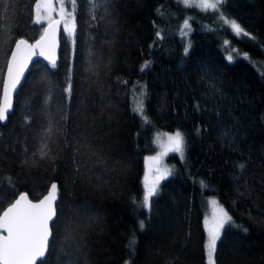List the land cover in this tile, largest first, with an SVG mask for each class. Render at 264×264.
Segmentation results:
<instances>
[{"label":"trees","instance_id":"16d2710c","mask_svg":"<svg viewBox=\"0 0 264 264\" xmlns=\"http://www.w3.org/2000/svg\"><path fill=\"white\" fill-rule=\"evenodd\" d=\"M35 2L0 0V34L36 39ZM74 8L56 66L32 62L0 123V213L23 191L38 200L55 181L47 264H208L203 218L215 196L233 221L215 264H264V0L221 6L250 36L179 0H75ZM13 44L0 45V90ZM138 83L147 123L132 109ZM160 129H179L184 153L165 158L171 174L149 209L144 158Z\"/></svg>","mask_w":264,"mask_h":264},{"label":"snow or ice","instance_id":"6c2138e0","mask_svg":"<svg viewBox=\"0 0 264 264\" xmlns=\"http://www.w3.org/2000/svg\"><path fill=\"white\" fill-rule=\"evenodd\" d=\"M60 3L61 18L64 19L65 31L72 35L74 31V23L70 28L68 26V19L74 20V6L75 0H70L73 5V12L65 13L64 0H58ZM95 7V0H92ZM108 0H105L107 3ZM185 7H196L201 11L208 12L213 11L218 13V19L223 22L230 30L237 36H250L242 26L235 20L229 19L221 11V6L226 3V0H179ZM55 11L52 0H42L35 4V18L39 23L42 19L48 21V26L44 29L43 35L35 44H29L25 39L12 40L11 35L0 34V45L6 43H14L15 48L11 51L10 59L7 61V80L3 83V97L0 100V122L7 120L10 109L12 108V93L16 91L17 85L20 83V79L24 74V70L27 68L29 61L33 56L39 55L47 59L52 67L56 66L55 60V47H56V26L60 24V20H53L51 13ZM95 17L93 16V19ZM190 29L189 19L184 20V25L181 29L182 34L186 35L184 29ZM157 37H160V32L156 33ZM162 38V37H160ZM229 41H225V46L229 45ZM39 49V52L36 51ZM187 52V48L185 49ZM234 54L238 55L236 49H232L226 57L229 62L233 61ZM245 58L247 54H244ZM148 66V62L141 68V71ZM66 92L71 94V84L65 89ZM138 114L142 116L145 123L148 122L143 112L142 101H137L135 109ZM66 118V117H62ZM50 131V130H49ZM163 135L166 136L165 151L160 155H166L168 152L179 153L183 157L184 153V136L177 130L174 134L163 133L157 134V140ZM225 138H228V133H223ZM47 147L45 143L40 153L42 157H46L48 153L44 151ZM149 172L152 170L153 163H159V156L148 157ZM238 167L243 170L244 165L240 164ZM171 174V170L167 168L161 169L156 167L155 175L149 179L148 174L145 175L144 182V196L143 207L149 208L151 206V198L157 195L159 183ZM11 183V181H9ZM202 186L204 182H200ZM57 185L51 184L50 191L43 199L37 203H33L28 199L26 193H20L18 198L11 206L0 215V264H47L46 253H50V237L52 232L49 227V222L53 220L56 215L54 202L57 199ZM213 206L212 223L208 227V239L206 243L207 257L209 264H215L214 255L216 252L217 241L221 238V230L225 224H229L232 221V217L219 206L218 202L213 199L210 201ZM144 221H140V228L143 229ZM246 231V229H245ZM6 233V234H5Z\"/></svg>","mask_w":264,"mask_h":264},{"label":"rangeland","instance_id":"374dc122","mask_svg":"<svg viewBox=\"0 0 264 264\" xmlns=\"http://www.w3.org/2000/svg\"><path fill=\"white\" fill-rule=\"evenodd\" d=\"M38 2H42V0H36L35 4L38 3ZM52 3H53V7L55 8V11H53L51 13L52 18L54 16H58V17L61 18L60 3L58 2V0H52ZM64 8H65V13L73 12V6L68 3V0H64ZM73 15H74V13H73ZM65 18L68 19V26L71 28L73 23H74V20L72 18H69V17H65ZM34 20L36 21V18H35V5H34ZM61 20H62V29H63V31H65L64 19L61 18ZM45 22H47V20L46 19H42L39 23L44 24ZM65 33H67V32L65 31ZM72 35H73V33H72ZM72 35H69V36L72 38ZM136 85H137V88L132 93V109L133 110L135 109L137 101H142V98L144 97V86L142 87L141 83H138ZM142 103H143V101H142ZM143 112H144V106H143ZM177 130H179V129H176V130H163V129H160V130H157V131H155L153 133V137H152V141L151 142L155 145L156 150L154 152L150 153V154H147L145 156V158H144V172H143V180H142L143 181V185H144V182H145L146 173L148 174L149 179H151L156 173V167L157 166L160 167L161 169H163V168L170 169L169 166L167 164H165L164 160L167 157V155H169L171 153H175V152H168L166 155H160L162 152L165 151V143H166V139L167 138H166V136L161 135L159 137V140H157V134L158 133H160V134H163V133L174 134ZM176 154H178L181 157V155L179 153H176ZM156 156H159V163L158 164L153 163L152 170H151V172H149V163L150 162L147 160V158L148 157H156ZM144 192H145V188H144ZM213 199H215L218 202V200L216 199L215 196H210V197H207V199H206V210H205V214H204V218H203V225H204V229H205V232H206L205 249H206V243H207V239H208V231L207 230H208V227L212 223L213 206L211 205L210 201L213 200ZM218 204H219L220 207L223 208V206L219 202H218ZM206 258H207V263L209 264V260H208V257H207V251H206Z\"/></svg>","mask_w":264,"mask_h":264},{"label":"water","instance_id":"95a60500","mask_svg":"<svg viewBox=\"0 0 264 264\" xmlns=\"http://www.w3.org/2000/svg\"><path fill=\"white\" fill-rule=\"evenodd\" d=\"M53 20H60V21H61L60 24L56 26L55 60L57 61V60H58L59 49H60V34H61V31H62L63 29H62V20H61L60 17H58V16H54V17H53ZM47 26H48V21L45 22V23L43 24V26H42V31H41L40 35H39L36 39H34V40H32V41H30V40H28V39H26V38H24V37H20V38H18V39H21V38H22V39L27 40L29 44H35L36 41L39 40L40 36L43 35L44 29H45ZM18 39H17V40H18ZM14 48H15V44L12 45L11 50H10L9 55H8V57H7V60H6V65H5V69H4L3 77H2V82H1L0 100H2V97H3V83H4V81L7 80V61L10 59L11 51H12ZM36 51L39 52V49H36ZM37 57H40V58L46 60L47 62H49V61H48L47 59H45L43 56H39V55H35V56H33L32 59L29 61L27 68L24 70V74H23V76H22L21 79H20V83L23 81V79H24V77H25L27 71L29 70V68H30V66H31V64H32V62H33ZM49 63H50V62H49ZM20 83L17 85V88H18V86L20 85ZM16 91H17V89H16ZM16 91L12 93V108L10 109L9 114L11 113V111H12V109H13L14 95H15ZM5 122H6V120L3 121V122H0V123H5ZM53 183H55V184L57 185V183H56L55 181L51 182L50 185H49V187H48V189H47V191H46V193H45L44 195H42L41 198H39L38 200H32V199L29 198V196H28V199L31 200L33 203H37V202H39V200L43 199L44 196H46V195L48 194V192L50 191V188H51V184H53ZM57 189H58V186H57ZM21 193H26V192L23 191V192H21ZM19 194H20V193H19ZM19 194L17 195V197H16V198H15L10 204H8V205H7V206L1 211L0 215H2L3 212L6 211V210L11 206V204L15 202V200L18 198ZM26 194H27V193H26ZM27 195H28V194H27ZM57 200H58V191H57V199H56V201L54 202V208H55V213H56V215H57V212H56V203H57ZM56 215L53 217V220L49 222V227H50V229H51V225H52L53 221L56 219ZM0 231H2V230H0ZM51 232H52V230H51ZM5 234H6V233H5ZM50 239H51V237H50ZM46 256H47V253H46ZM39 262H40V261L38 260V261H37V264H38Z\"/></svg>","mask_w":264,"mask_h":264}]
</instances>
